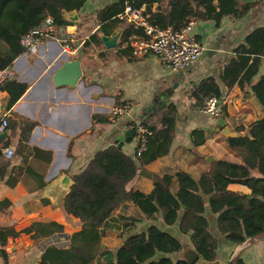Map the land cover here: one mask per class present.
<instances>
[{
    "label": "crops",
    "instance_id": "1",
    "mask_svg": "<svg viewBox=\"0 0 264 264\" xmlns=\"http://www.w3.org/2000/svg\"><path fill=\"white\" fill-rule=\"evenodd\" d=\"M117 1L88 0L76 12L79 22L64 26L72 36L68 52L63 51L60 43L49 42L36 55H19L11 65L15 73L12 81L26 85L27 89L10 107L9 95L3 85L0 86V120L6 118L8 123L0 135H4L2 141L9 143L5 149L12 151L7 175L0 180V202L11 204L0 210V230L8 232L3 237L5 243L0 244V264H41L47 248H67L70 236L80 229L81 223L64 213L62 200L54 201L57 192L46 189L63 174L72 179L86 168L97 152L109 146L120 144L121 151L134 158L135 133L132 139L125 141V132L133 125L145 121L149 126L160 128L158 118L161 113L171 106L176 109L168 154L144 166L127 185V189L149 193L156 177L185 172L197 179L211 162L240 161L229 150L226 144L229 137L223 135L224 132L230 138L244 136L251 122L264 118V110L251 90V86L264 77V54L249 86L227 89L221 80L235 49L254 30L264 29V0H236L238 7L247 3H253V6L241 18L224 17L217 26L213 21L194 22L191 33L202 44L204 52L188 69L176 74L167 71L153 55L135 57L130 50L121 51L123 47L106 50L102 44L83 47L99 28L97 12ZM166 4L167 0H163L162 4L153 6V11H160ZM126 27L128 25L120 20L115 26L106 27V36L122 33ZM100 34L103 33L99 32L98 37ZM128 45L123 49L129 48ZM67 59L78 61L81 77L73 87L65 82L55 87L52 77ZM206 78H212L221 92L219 119L210 118L188 104L192 89ZM168 91H171L170 104L166 109L154 112L161 101L159 96ZM123 104H130L131 111L114 120L112 109ZM97 118L105 122H96ZM29 125L32 127L26 132ZM194 130L205 134L204 144L197 148L190 139ZM24 133L27 139L22 142ZM46 154L50 155L49 162ZM5 159L3 156L2 161ZM9 175L17 179L13 187L5 183ZM228 190L245 195L250 193L248 188L238 184L229 185ZM127 212L130 214L133 210L129 207ZM208 219L210 234L217 240L214 260L206 262L198 255L194 262L192 255L198 253L189 236L179 234L173 226L167 230L180 241L181 249L168 256L172 262L264 264V235L243 244H232L216 231V216L210 214ZM49 223L61 226L62 231L47 236L35 234L33 228L26 233L35 225ZM151 224L152 221L144 219L137 229H145ZM155 224L166 229L160 216ZM107 238H117L118 246L123 242L114 230L107 231L101 245L111 251L117 248H107L104 244Z\"/></svg>",
    "mask_w": 264,
    "mask_h": 264
},
{
    "label": "trees",
    "instance_id": "2",
    "mask_svg": "<svg viewBox=\"0 0 264 264\" xmlns=\"http://www.w3.org/2000/svg\"><path fill=\"white\" fill-rule=\"evenodd\" d=\"M88 0H0V70L8 68L23 53L21 37L36 27L44 18L51 17L56 26L70 23L63 12H78ZM163 0H118L96 14L98 30L83 47L100 46L98 33L106 35V27L120 22L117 18L126 5L142 10L147 22L157 28L171 27L181 30L189 21H213L217 26L222 18H241L253 6L247 3L238 7L236 0H167L160 11L154 5ZM132 36H142L141 28L126 27L120 36L119 48H124ZM72 46V45H71ZM121 51L128 52L125 47ZM131 51V50H130ZM264 54V29L249 34L235 49L221 78L227 89L249 86L258 72L260 58ZM27 86L15 81L3 85L9 95L8 107L26 91ZM264 110V77L251 86ZM195 107L201 108L206 99L215 97L221 101V92L212 78L200 81L190 92ZM96 122H105L102 118ZM176 109L171 106L158 118L160 128L149 126L151 132L146 148L134 158L125 155L112 145L97 152L86 168L72 177L73 185L62 203L64 213L79 219L81 227L74 232L65 249L49 247L41 258V264H184L174 263L168 257L181 249L180 241L167 230L176 226L178 233L188 235L189 240L203 261L210 262L216 256L217 240L210 234V214L216 216L215 228L226 241L243 244L264 235V118L249 124L244 136L228 138L227 144L233 156L240 161L217 160L208 164L197 179L185 172L156 177L152 190L144 193L127 185L144 166L166 156L173 139ZM29 125L26 132H29ZM27 135L21 137L25 142ZM193 147L202 146L205 134L194 130L190 133ZM137 140V139H136ZM5 141V140H4ZM0 143L2 150L9 143ZM137 150V149H136ZM46 161L50 155L46 154ZM138 164V165H137ZM9 161L0 162V180L7 175ZM15 186L17 179L9 175L5 181ZM231 184L249 189V194L228 190ZM8 201L0 202V210L8 208ZM129 207L133 210L128 213ZM161 217V229L155 224ZM152 221L147 228L137 229L144 220ZM35 234L50 235L61 232L62 227L49 223L35 225ZM143 229V230H142ZM48 230V232H44ZM115 231L123 239L115 251L102 247L101 241L107 231ZM0 230V244L5 243Z\"/></svg>",
    "mask_w": 264,
    "mask_h": 264
},
{
    "label": "built area",
    "instance_id": "3",
    "mask_svg": "<svg viewBox=\"0 0 264 264\" xmlns=\"http://www.w3.org/2000/svg\"><path fill=\"white\" fill-rule=\"evenodd\" d=\"M125 24L134 28H141L142 36H133L128 41L131 54L135 57L153 55L161 65L171 73H179L193 65L204 52V47L192 35L194 22L189 21L181 30L174 31L171 27L160 29L150 25L141 10H136L126 5L122 14L117 17ZM64 26H56L51 17L44 18L36 27L29 29L20 39L23 53L33 56L40 48L49 42H58L64 52L71 49L72 36ZM22 53V54H23ZM12 67L0 70V86L14 79ZM188 104L195 106L193 98L188 99ZM132 109L130 104H123L112 109L114 120L125 117ZM200 112L213 119H219L222 114V103L215 97L205 100ZM6 118L0 120V134L7 129ZM137 139L136 153L139 155L146 148L147 139L151 136L149 129L141 122L135 125ZM227 144V142H226ZM228 146V144H227ZM3 156L9 160L12 156L10 149L3 151Z\"/></svg>",
    "mask_w": 264,
    "mask_h": 264
},
{
    "label": "water",
    "instance_id": "4",
    "mask_svg": "<svg viewBox=\"0 0 264 264\" xmlns=\"http://www.w3.org/2000/svg\"><path fill=\"white\" fill-rule=\"evenodd\" d=\"M63 17L66 21L70 23H78V15L75 11L72 12H63ZM120 36L121 32L115 33L111 36H106L103 34L99 35V39L101 41L102 46L106 50H113L116 49L120 42ZM81 69L78 61L75 60H65L62 62L58 70L54 73L52 77V83L55 87L61 86L65 82L67 86L73 87L76 85L78 80L81 77ZM172 90V89H170ZM171 91H168L166 93L161 94L159 97L161 98V101L159 102V105L155 108L154 112H159L161 110H164L167 108V106L170 104V101L168 100L170 98ZM151 108V107H149ZM149 113V112H148ZM135 133V125H133L130 129H128L125 132V141L130 140L134 137ZM227 137L230 138V135L227 132H224ZM4 135H0V143L3 140ZM117 148H120V144L116 145ZM210 161L213 160V158L209 159ZM73 185L72 179L66 175L63 174L57 179H55L49 187L46 189L47 192H57V195L54 196L55 202H62L64 201L65 197L69 194L70 188ZM193 261L195 262L198 258V254L194 253L192 255ZM193 261H189V264L193 263Z\"/></svg>",
    "mask_w": 264,
    "mask_h": 264
},
{
    "label": "rangeland",
    "instance_id": "5",
    "mask_svg": "<svg viewBox=\"0 0 264 264\" xmlns=\"http://www.w3.org/2000/svg\"><path fill=\"white\" fill-rule=\"evenodd\" d=\"M121 241H122V239H120V242ZM118 243H119V241L117 238H112V239L107 238L106 240H104L105 246H107V248L110 247L112 250L117 248Z\"/></svg>",
    "mask_w": 264,
    "mask_h": 264
}]
</instances>
